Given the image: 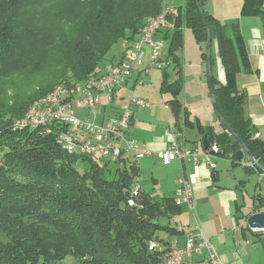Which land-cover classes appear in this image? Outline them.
Instances as JSON below:
<instances>
[{
  "label": "trees",
  "instance_id": "1",
  "mask_svg": "<svg viewBox=\"0 0 264 264\" xmlns=\"http://www.w3.org/2000/svg\"><path fill=\"white\" fill-rule=\"evenodd\" d=\"M170 1L0 0V67L16 72L41 65L34 71L54 72L50 85L58 80L81 85L106 73L103 64L112 47L124 39H137L144 20L159 14ZM197 1L225 75L224 83L213 77L217 110L264 166V143L244 116V94L235 83L236 74L247 64L239 25L222 24L204 10L206 0ZM262 3L242 0L240 16L262 13ZM173 12L166 16L165 23L172 27L163 41L179 68L175 53L182 46L183 29L190 30L196 42L206 43L207 32L194 0H185L183 8ZM202 58L206 60V54ZM177 76L169 81L164 71L160 92L171 95L167 106L174 116L179 119L182 114L189 123L188 112H181L177 100L182 89L180 70ZM17 106L0 107V264H65L68 258L75 264H156L160 253L149 252L147 243L154 239L165 244L157 232L179 234L164 224L180 209L174 200H154L140 191L129 207L135 168L121 166V159L113 177H108V160L68 154L57 139L56 127L50 126L48 132L23 124L30 105ZM219 124L220 133L211 127L197 128L203 138L219 146L220 156L242 164L244 160L234 158L240 143ZM247 170L264 175L252 165ZM259 209H264V199H258L253 212Z\"/></svg>",
  "mask_w": 264,
  "mask_h": 264
},
{
  "label": "crops",
  "instance_id": "2",
  "mask_svg": "<svg viewBox=\"0 0 264 264\" xmlns=\"http://www.w3.org/2000/svg\"><path fill=\"white\" fill-rule=\"evenodd\" d=\"M232 1H234L233 6L236 4V12L231 11L232 19H235L233 21L239 25L247 56V64L236 74L235 83L244 94V116L255 129V137L264 143V11L255 16L242 17L240 16L242 0ZM184 4L185 0H180L177 8L173 5V13H176L179 7L183 8ZM203 6L208 14L218 18L214 4H210L209 0H206ZM262 6L264 9V0ZM222 8L228 9L226 4H222ZM171 27V22H166L155 38L163 40L167 28ZM165 44L162 58L167 66L163 68L164 70H155L151 75L144 72V68L148 64V52L144 49V58L141 62L136 63V70L118 90L112 102L108 103L103 100L97 104L94 110H78L82 114L80 119H87L91 124L104 126L108 119L116 114L117 108L129 104L132 120L126 135L143 147L146 154L140 159H135L132 153L125 154L121 166L135 168V182H138L141 193L154 199L151 194L147 193L149 189H146L152 186V191H150L152 195L163 194L162 199L172 198L174 200L178 180L184 177L190 183L194 212L192 214L186 206H180L178 213L175 214L180 223L175 222V225L171 226L179 234L171 236L165 243L175 242L178 246V243L182 242L184 246L186 233L191 230L192 221L195 218L200 230L212 245L222 264H264V233L250 230L245 224V215L254 213L253 210L258 204V199H264V185L263 188L260 187L264 184V175L254 170H247L246 159L242 164L234 165L230 159L220 155L211 158V162L215 165L214 168L205 163L193 165L191 163L181 164L178 161L165 166L159 159V154L169 145V130L174 125L178 126L182 133L180 143L184 148L199 152L203 150L201 145L203 133L198 128L196 130L190 121L192 120L191 112L188 113L189 123L184 121V124H181V116L177 119L178 117L176 118L169 108L165 109L164 107L171 100L169 93L160 92L164 71L169 75V81H175L178 77L177 71L180 70L181 79L185 81L184 93L187 85V68L184 67V71L181 70V58L177 52L175 55L179 58L180 66L176 68V62L168 53V43L165 42ZM123 49V44L120 43V51L116 52L110 61L103 65V72L107 71L113 63L122 59ZM211 60L214 79L218 83H224V70L217 55L215 41L211 45ZM182 63L184 64V62ZM202 67V60L199 59L192 68L196 69L201 84H203L201 81ZM169 70L171 73L168 72ZM181 93L182 91L177 96V100L181 109L187 111L189 110L186 108L187 102L181 100ZM132 96H136L148 106H133L130 104ZM176 121L178 124H174ZM199 125L202 128L211 127L216 133L221 131L220 124H217L216 128L215 124ZM186 128L196 132V135L193 134L195 138L188 140L185 137L183 129ZM111 165L115 164L111 163ZM115 166L118 167L117 164ZM236 167H241L242 170H238ZM249 180L256 182L255 189L258 193L253 196L251 208L246 209L243 190ZM256 212H264V209H259Z\"/></svg>",
  "mask_w": 264,
  "mask_h": 264
},
{
  "label": "built area",
  "instance_id": "3",
  "mask_svg": "<svg viewBox=\"0 0 264 264\" xmlns=\"http://www.w3.org/2000/svg\"><path fill=\"white\" fill-rule=\"evenodd\" d=\"M173 10L171 5L164 6L159 14L146 20L137 39L122 40L124 47L122 59L113 63L106 73L91 78L81 85L68 86L62 83L48 95L37 100L31 106L23 124L41 126L48 132L50 126L56 127L57 139L62 148L74 156H90L115 164L124 159V155L128 153H132L135 159L142 158L146 150L126 135L132 120L129 104L117 108L116 114L109 118L104 126L91 124L87 119H78L75 117V112L83 109L94 110L103 100L112 102L118 90L136 70V63L144 58V49L148 52V64L144 68L146 74L151 75L153 71L163 70L167 66L162 58L166 44L155 36L164 26L166 16ZM130 104L137 107L148 106L134 96L131 97ZM164 107L168 109L167 105ZM176 129L175 126L170 127L169 145L159 154L161 163L165 166L174 161L193 165L205 163L214 168L211 158L220 154L219 146L210 143L208 148L201 152L188 150L180 143L182 133ZM139 195V184L134 182L127 205L134 206V200ZM174 203L179 207L186 206L193 214L192 188L184 177L178 180ZM259 232L264 233V230ZM147 248L151 253H160L156 264H222L195 218L191 230L186 233L182 248H179L175 242L164 244L154 239L148 241Z\"/></svg>",
  "mask_w": 264,
  "mask_h": 264
},
{
  "label": "rangeland",
  "instance_id": "4",
  "mask_svg": "<svg viewBox=\"0 0 264 264\" xmlns=\"http://www.w3.org/2000/svg\"><path fill=\"white\" fill-rule=\"evenodd\" d=\"M209 3L214 4L217 10V19L225 25H228L231 21L235 20L232 19L231 11L236 12V4L233 6L234 1L228 0H209ZM180 4V0H171L170 5L175 8L178 7ZM222 4H226L228 9H223ZM204 8V7H203ZM148 19V18H147ZM144 20L143 23L146 22ZM165 29L163 30V32ZM31 44V43H28ZM120 51V43L116 44L114 47H112L111 51L107 55V61L104 62L103 65H105L108 61H110L111 57L116 54V52ZM9 54H12L14 52L13 47H9L8 49ZM178 56L181 58V70L184 71V67L187 68V78H186V92L184 93V80L182 81V93H181V100L187 102L186 108L189 110L188 113L190 114V118L188 119L194 124L195 129L197 130V126H200L199 124H215L214 127H217V124H219V121L217 117L215 116V113L211 106V96H209V86H208V80L206 77V60L202 58V54H206V43L205 42H196L191 31L188 29L183 30L182 35V46L177 51ZM213 56V55H212ZM202 60V71H201V81L203 84L200 83V79L198 77V73L196 69H192L194 65L197 63L198 60ZM213 59V58H212ZM183 60V61H182ZM184 62V64L182 63ZM36 68H41V65H37V67L33 68H24L19 71L14 72L11 69L4 70V67H0V107L6 108L9 106H17L22 105L28 108L24 119L28 116V113L31 109V106L39 99L43 98L41 96L39 99H37V96L39 94L48 95L56 86L65 83L61 80L56 81L53 85H50L51 81L53 80V71L51 72L48 69H41L34 71ZM171 73V71H168ZM182 74V73H181ZM175 75V74H174ZM177 75V74H176ZM145 79V78H144ZM146 80V79H145ZM66 84V83H65ZM47 89V90H46ZM180 94V92H179ZM178 94V95H179ZM136 97V96H135ZM137 98V97H136ZM18 107V106H17ZM190 111V112H189ZM182 112V109H181ZM82 114L78 111L75 112V117L80 119ZM181 124H184V120L181 115ZM167 123V122H166ZM201 127V126H200ZM218 131V130H217ZM183 132L185 134V137H187L188 140H191L195 138L194 135H196V132L193 129L186 128L183 129ZM216 133V132H215ZM194 134V135H193ZM200 146V144H198ZM1 155V153H0ZM246 159V162L248 161V166H251V163H249V159L244 154L243 160ZM83 166L79 165L78 170L82 172ZM110 173H107L108 177H113V174L115 172L116 166L110 165L109 167ZM238 170H242L241 167H236ZM256 182L253 180H249L247 185L245 186V189L243 190L244 195V205L246 209H250L252 205V199L254 194L258 193L255 189ZM264 184L260 185L262 187ZM263 188V187H262ZM148 190L147 193L151 194L154 199L161 200L163 197V194H155L152 195L150 191H152V186H149L146 188ZM160 193V192H158ZM161 195V196H160ZM175 222L178 224L180 223L177 219V215L172 216L170 220H165L164 224H168L170 226H174ZM156 236L162 240L167 241L170 239V235L164 233V232H157ZM178 247L182 248L183 244L182 242L178 243ZM69 259V258H68ZM67 259V262L65 264H75L76 261L72 259Z\"/></svg>",
  "mask_w": 264,
  "mask_h": 264
},
{
  "label": "water",
  "instance_id": "5",
  "mask_svg": "<svg viewBox=\"0 0 264 264\" xmlns=\"http://www.w3.org/2000/svg\"><path fill=\"white\" fill-rule=\"evenodd\" d=\"M198 10H199V14L202 18V21L204 23V25L206 26V32H207V38H206V73H207V80H208V86H209V90L211 93V106L212 109L217 117V119L219 120V122L222 124V126L227 130V132L232 135L241 145V149L239 151H237L234 155V158L237 162H242L243 158H244V154H246V156L248 157L251 165H253L255 168H257L258 170H260L261 172L264 173V166L260 165L254 158L253 156L250 154V152L248 151V149L246 148V146L240 141V139L233 133V131L231 130V128L229 127V125L225 122V120L221 117V115L219 114L218 110H217V105H216V101H215V86L213 83V75H212V70H211V34H210V30L207 27V21L206 18L204 16V12L203 9L201 8L199 2L197 0H194ZM211 142L207 141V138L204 137L202 140V147L204 149H207L208 146L210 145ZM246 226L253 231H260V230H264V212H254L252 214H250L247 218H246V222H245Z\"/></svg>",
  "mask_w": 264,
  "mask_h": 264
}]
</instances>
